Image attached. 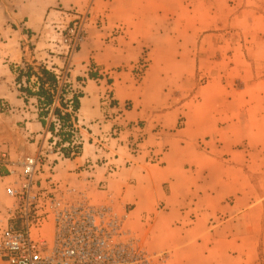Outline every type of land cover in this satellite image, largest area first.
I'll use <instances>...</instances> for the list:
<instances>
[{"label":"crops","instance_id":"crops-1","mask_svg":"<svg viewBox=\"0 0 264 264\" xmlns=\"http://www.w3.org/2000/svg\"><path fill=\"white\" fill-rule=\"evenodd\" d=\"M7 2L12 8L10 22L17 29L3 28L0 42V100L13 108L12 113L0 112V154L7 152L12 163L34 155L38 141L51 134V117L69 120L61 110L65 103L59 96L60 81L55 78L54 88L48 86L49 103L35 94L26 100L15 84L17 70L25 63H47L54 66L53 74H64L68 65L62 93L75 98V116L85 142L81 157L57 164L56 178L82 185L72 170L85 158H97L91 136L109 131L114 123L143 121L146 141L138 154H130L121 142L125 132L109 141L108 153L102 155L117 156L109 160L116 171L108 174L107 166L96 167L87 192L91 202L110 204L117 214H125V227L142 236L149 253L166 254L165 264H264V190L259 189L264 178V65L243 68L237 85H210L208 98L200 87L194 91L199 97L195 102L163 99L161 88L151 86L148 78L143 85L136 84L128 67L144 48L154 59L165 58L163 42L138 40L130 36V29L158 25L160 12L168 11L171 2H176L174 10L179 9L185 0ZM87 6L94 16L105 17V25L97 29L89 24L85 41L64 66L65 58L47 50L48 38L41 35L36 40V34L47 22L60 19L58 9ZM119 25L129 35L113 38L114 43L110 36ZM226 71L231 74L233 69ZM106 82H112L118 109L131 104L122 112L124 120H107L108 113L116 110L102 104ZM151 92L156 100L148 99ZM27 103H32L30 109ZM155 123L165 129L159 136L153 132ZM150 154L157 160L151 161ZM12 163H0L4 185ZM250 171L259 174L258 191L251 187Z\"/></svg>","mask_w":264,"mask_h":264},{"label":"rangeland","instance_id":"rangeland-1","mask_svg":"<svg viewBox=\"0 0 264 264\" xmlns=\"http://www.w3.org/2000/svg\"><path fill=\"white\" fill-rule=\"evenodd\" d=\"M176 6V2L175 4L171 2L168 11L160 12L161 20L155 21L158 25L130 29L133 30L130 36L138 40L162 41L163 46H161L164 54H166L165 58L154 59L151 56L150 50L144 48L139 58L128 66L136 84L141 86L148 78L151 81V86H154L156 83V86L161 88L160 94L163 99L178 100L180 103L192 100L195 102L196 99H199V97L195 96L194 91L196 88L202 87L205 90L203 93L208 98L210 85L225 83L237 85L241 82L244 73L243 68L250 66L257 68L260 66V63L264 65V0H185L183 7L174 10ZM58 10L61 12L60 19L58 21L51 20L47 22L43 32L41 31L36 34V40L41 35L48 38L50 47L47 50L52 55L61 56L59 54L61 53V49L60 47H56L55 43L59 37L57 29L64 30L67 26L74 23L82 24V28L85 31L84 39L77 46L73 52L74 54L85 41L89 24L95 25L97 29H102L105 25V17L102 15L94 16L90 6L80 10L76 7ZM11 12L12 8L7 0H0V42L3 41V28L11 26L12 29H17V26L10 22ZM126 30L127 28L119 25L114 29L115 32L110 38L113 39L117 36L126 37L129 35L126 33ZM112 42L115 43V39ZM43 50L46 51L45 49ZM66 61L67 58H65L64 66H66ZM27 64L31 65L36 72H38V67H43L50 73H54V68H51L54 67L52 64H34L33 62ZM47 65L50 66L49 69H47ZM229 68H232L233 71L231 74H226V70ZM68 69L69 66L67 65V68H63L64 74L59 73L66 76L63 83L64 86L67 82ZM124 69L126 68L124 67ZM53 75L55 78L56 73ZM20 84L21 88H27L31 92V94H26L19 91L16 84L20 96L27 100L31 95H36L39 91L41 81L38 75L31 74L29 77H22ZM104 87L105 91L101 93L103 106L116 110V112L108 113L111 116H108L107 120H124L122 112L123 110H127L131 104L127 102L123 110L118 109V104H113L112 82H106ZM36 96L41 101H44V97ZM147 97L149 100H156L152 92L151 94L147 93ZM2 102L5 104V107L4 111L0 109V112L12 113L13 108L9 107V104L5 101L0 100V103ZM31 105L32 103L26 104L28 109L31 108ZM77 125L78 130H80L79 124ZM98 125L100 126V123ZM99 129L102 130L101 127ZM144 129L145 125L143 121L127 122L125 120L123 125L118 123L112 124L110 130L101 132V135H92L91 133L90 144H93L94 154L97 158L95 160L85 158L83 163L77 168L83 164H93L94 169L86 173L78 170L76 172L78 175L75 174V170H72L73 172L70 171V173L75 174L76 180H82V185L79 182H75L74 184L85 192H89V185L95 179L96 167L107 166L108 174L114 173L116 171L115 166L109 160H115L117 156L114 154L108 159L102 155L103 153H108L107 147L109 146V141L120 139L122 133H127V136L121 142L128 148L131 142L135 143L138 141V151L133 154L136 155L140 152L141 146L146 141ZM52 131L53 126L50 133ZM164 131L165 129L160 123L154 124L153 132L155 136L161 135ZM28 133L32 135V133ZM80 136L81 145L79 146H81V150L78 157H81L83 154L85 142L82 135ZM198 144L204 145L201 141ZM150 156L151 161L152 159L157 160L156 156L152 154ZM55 174H57L56 171ZM258 176L259 174L256 171L249 172L250 184L255 191H258ZM60 180L64 181L63 179ZM65 181L67 182V180ZM259 185L261 186L259 189L263 191L264 178L262 181H259ZM4 188L5 185L0 180V230L7 223L6 212L11 204V201L5 194ZM134 235L141 239L144 246L142 236ZM160 254L163 255V261L160 264H165L166 254L158 253L157 255ZM259 257H263L262 252L259 253Z\"/></svg>","mask_w":264,"mask_h":264},{"label":"built area","instance_id":"built-area-1","mask_svg":"<svg viewBox=\"0 0 264 264\" xmlns=\"http://www.w3.org/2000/svg\"><path fill=\"white\" fill-rule=\"evenodd\" d=\"M57 30L56 47L68 59L85 31L81 23ZM55 78L64 91L66 76L56 73ZM62 91L61 110L69 120L51 117L53 131L44 142L38 141L34 155L12 163L7 152L0 154V163L13 164L4 188L11 204L0 230V264H160L163 255L145 249L125 227V215L117 214L110 204L91 202L77 185L56 178L57 163L80 156L81 150L74 97L65 98ZM4 107L0 103L2 111ZM137 147L138 141L131 142L130 154L137 153ZM93 169V164H83L75 174Z\"/></svg>","mask_w":264,"mask_h":264},{"label":"trees","instance_id":"trees-1","mask_svg":"<svg viewBox=\"0 0 264 264\" xmlns=\"http://www.w3.org/2000/svg\"><path fill=\"white\" fill-rule=\"evenodd\" d=\"M31 74L38 75L41 81V86L39 88V91L36 93V95L43 96L44 99L49 103L51 101V96H52L51 92L49 91V88H54L55 78L52 73H50L48 70H46L43 67H38V72L34 71L33 67L27 63H25L22 67H20L17 71L15 78V82L19 88V91L25 92L26 94H31V92L27 88H21L20 86L22 77H29Z\"/></svg>","mask_w":264,"mask_h":264}]
</instances>
